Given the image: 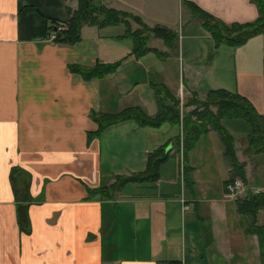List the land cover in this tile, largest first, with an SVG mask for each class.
Here are the masks:
<instances>
[{
    "label": "crops",
    "instance_id": "obj_1",
    "mask_svg": "<svg viewBox=\"0 0 264 264\" xmlns=\"http://www.w3.org/2000/svg\"><path fill=\"white\" fill-rule=\"evenodd\" d=\"M102 1L149 26L184 31L183 46L194 48V62L172 76L166 63L175 50L153 34L149 43L161 38L163 47L150 44L167 55H128L135 40L126 32L138 27L130 18L85 23L75 43L54 40L51 19L67 21L78 0H0V264H264L257 234L247 232L250 218L227 195L232 170L216 129L200 137L197 147L204 137L208 144L200 152L195 146L187 159L182 123L142 126L127 119L91 136L98 114L139 106L157 115L160 83L175 94L226 88L264 112V33L240 46H217L201 20L186 27L193 22L187 18L191 2L226 23L255 20L257 3ZM125 56L102 77L71 69ZM230 133L247 187L264 191V181H257L264 177V152H254L246 134ZM158 148L169 154L158 179L112 188L117 176L145 170ZM101 187L111 188L110 195L91 196Z\"/></svg>",
    "mask_w": 264,
    "mask_h": 264
},
{
    "label": "trees",
    "instance_id": "obj_2",
    "mask_svg": "<svg viewBox=\"0 0 264 264\" xmlns=\"http://www.w3.org/2000/svg\"><path fill=\"white\" fill-rule=\"evenodd\" d=\"M254 1L258 5L259 16L253 21L244 23H226L200 6L192 2L189 4L194 14L200 17L203 26L211 32L217 46H240L246 43L251 37L264 33V0ZM78 4L77 9L67 21L51 19L50 32H56L54 40L75 43L81 39L82 27L85 23L106 26L125 22L128 18H132L138 21L142 27L140 26L136 29L129 28L127 30L126 35L132 36L135 40L134 48L128 55L140 57L151 50H154L161 57L169 53L168 51L160 50L150 45L149 32H153L155 36L163 38L169 47L177 43L178 34L172 29L161 25L149 26L139 16L125 10L110 7L104 4L102 0H78ZM61 25L65 26L61 27ZM126 57L114 62L99 61L91 67L73 64L71 65V69L81 73L85 78L102 77L115 72ZM158 89L162 100V109L157 115L150 116L139 106L127 107L118 113L98 114L96 118L99 121V128L91 136H94V134L100 135L111 125L127 119H134L142 126H160L167 121L182 123L183 149L185 158L187 159L190 151L197 145L200 137L211 129H216L225 144V156L231 164L232 171L228 180L240 176L246 181L245 163L240 161L235 147V138L224 127L222 121L224 118L238 117L244 119L248 127L246 137L249 147L254 152H264V112H259L252 101L239 92L226 88H213L207 93L209 100H206L205 104H203L205 106L203 108L204 110L198 111V116L195 118L194 115L197 110L192 114H187L185 119H183L180 117L181 110L178 107V102L175 101L176 95L164 83L158 84ZM171 99H174L175 103ZM214 105L216 106L215 111L211 108ZM164 148H158L149 154L145 170L129 175L121 174L117 176V180L112 188L116 189L128 181L143 183L153 182L158 179L161 165L169 156ZM110 189L104 187L94 188L91 190V196L100 193L104 194V192L109 196ZM238 205L240 211L250 218L247 232L257 234L259 238L261 258L264 263V214L263 219H259L260 211H264V191L250 192L243 198L238 199ZM168 264L176 263L169 262Z\"/></svg>",
    "mask_w": 264,
    "mask_h": 264
},
{
    "label": "rangeland",
    "instance_id": "obj_3",
    "mask_svg": "<svg viewBox=\"0 0 264 264\" xmlns=\"http://www.w3.org/2000/svg\"><path fill=\"white\" fill-rule=\"evenodd\" d=\"M191 10H192L191 11L192 15L187 16V18L188 19H193L192 20L193 22H191L190 24H187V26H186L187 28L192 23H194V20H197L198 22L201 20L200 17H198L196 14H194V11H193L192 8H191ZM130 19H131V21L135 20V19H132V18H130ZM127 20H129V18ZM129 22H130V20H129ZM137 23H138V27H140L141 24L138 21H137ZM186 27H185V31L187 29ZM149 33L154 35L153 32H149ZM178 33H180V32H178ZM181 34H184V31H182L178 35V39L176 40V42H177L176 45L170 46L172 48V49H170V52L175 50V54L166 63L167 68L170 69L172 76H176V77H178L182 73L183 69H186V71H188L189 67L191 66V63H190L192 61L191 58L194 56V55H191L193 53V51H194V48L191 47L188 42H186L185 45L183 46ZM179 36H180V38H179ZM150 43L152 45H157L159 47H163V44H164L162 39L161 38H157V37L156 38H152ZM150 56L156 58L155 57L156 55H155L154 52L150 53ZM192 62H194V61H192ZM141 74L143 75V72ZM173 93L175 94V91ZM207 93L203 94V95H199V94H196L195 92H192V91H190V90H188L186 88H184L180 92L178 91V93L175 94L176 95L175 101L178 102L177 103L178 107L181 110V116L180 117L185 119L187 114L188 115L190 113L192 114L195 110H197L196 111L197 113L195 112L194 118L197 117L198 113H199L198 111H201V110L203 111L204 110L203 108H205V106L203 104H205V101L209 100V98H207L208 97ZM171 101L175 103L174 99H171ZM211 108L214 111L216 110V106L215 105L212 106ZM222 123H223L224 127L226 129H228L229 132H230V129H231V132H234V134L238 138H240V139L243 138L244 139V136L246 134L244 131H246V129L248 130L246 122L244 121V119L238 118V117H235V118H224ZM204 138L202 139L201 143L198 144V147L197 146H196V148L194 147L196 150H198V152H200V150L203 149V144L205 146L208 144V141H205V142H207V144L204 143V140H205ZM247 142H248V139H247ZM248 145H249V143H248ZM213 160H214V158L212 157L211 161H213ZM185 166L186 165L184 163V168H185ZM261 166H262V170H264V161H263V163H261ZM256 171H257V173H259L261 171V168L256 169ZM262 175H263V173L261 175H258V179H257L258 183H262V181H264V177L262 178ZM237 177H240V176H237ZM214 179L216 181L217 177H215ZM242 179L244 180L245 185L247 186V183H246L245 179L244 178H242ZM228 181L226 182V185H227ZM246 189H247V191L245 193L241 194V196L239 195L240 196L239 198H243L244 196L248 195L250 192L260 191V190L251 189V188H248V187ZM227 195H228V192H227ZM239 198L236 199L237 202H238ZM263 212L264 211H260V214H259V219H261V220L263 219V214H264Z\"/></svg>",
    "mask_w": 264,
    "mask_h": 264
},
{
    "label": "built area",
    "instance_id": "obj_4",
    "mask_svg": "<svg viewBox=\"0 0 264 264\" xmlns=\"http://www.w3.org/2000/svg\"><path fill=\"white\" fill-rule=\"evenodd\" d=\"M65 25H61V27H64ZM56 36V32L53 31L51 37L54 39V37ZM227 192L228 195L231 198H239L241 196V194L245 193L247 191V186L245 185L244 180L241 177H236L232 180H229L227 185ZM240 195V196H239Z\"/></svg>",
    "mask_w": 264,
    "mask_h": 264
}]
</instances>
